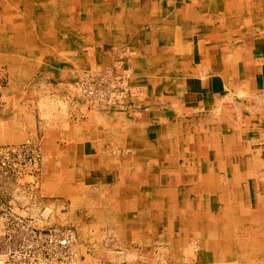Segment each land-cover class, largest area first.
I'll use <instances>...</instances> for the list:
<instances>
[{"label":"crops","instance_id":"obj_1","mask_svg":"<svg viewBox=\"0 0 264 264\" xmlns=\"http://www.w3.org/2000/svg\"><path fill=\"white\" fill-rule=\"evenodd\" d=\"M140 4L155 12L138 23L110 14V43H94L100 54L109 53L99 67L114 63L118 50L137 52L131 61L141 71L140 109L167 117V137L176 147L205 149L191 172L195 184L201 179L207 185L193 188V195L160 193L158 209L134 204L129 191L117 194L123 198L112 200L114 207L100 210L108 222L100 262L165 264L187 251L196 264H264V0H121L115 8L129 15ZM58 67L37 78L42 94L55 93L53 84L67 94ZM12 75L9 87L18 82ZM27 118L33 128L36 116ZM185 137L191 142H181ZM183 199L184 209L174 203Z\"/></svg>","mask_w":264,"mask_h":264},{"label":"bare ground","instance_id":"obj_2","mask_svg":"<svg viewBox=\"0 0 264 264\" xmlns=\"http://www.w3.org/2000/svg\"><path fill=\"white\" fill-rule=\"evenodd\" d=\"M139 1L144 2L146 0ZM120 2L121 0H0V63L6 62L10 67L9 69L13 70L15 75L23 79L35 74L38 69L35 70L34 65L39 67L55 65L63 67L65 68L63 70V76L65 79L67 78L69 80L70 78H72L71 80L77 78L78 76H76V74L81 73L84 70L83 68H92L95 69L91 71L94 74V78H98L95 79L97 84H89L92 85L90 90H94V97L101 99L105 94L111 96L110 103H107L108 100L106 101L105 99L100 100V104L95 103L100 105V108L92 111L90 122L84 124L81 129L74 130L67 125H61L60 130H62L66 138H68L70 143L69 147L72 151L78 147L81 142H83L84 148L89 146L91 149L93 148L94 151H97V149H100V151H97L98 153L96 152L98 155L93 153L94 155L86 156V152L81 155L77 154V152L75 153V151L70 152L63 148L54 147L52 151L49 152V190H51L52 193L56 191L63 193L84 192L86 195V191L89 190L86 183L90 182L98 185L97 188H94L92 192L89 193L90 196H101L104 200L108 199L109 203H113L112 200L118 197L117 194L123 195L126 191H129L134 195V204L139 206L145 204L148 205L150 209H158V205H160L158 195L160 193L177 191L183 195H188L192 194L191 191L193 188L207 185L205 180L201 179H198V184H195V176L193 172H191L194 166L204 160L205 156L203 155V151L205 149H202L200 146L176 147L175 144H177V142L175 143L167 137L169 135L167 132H171V125L169 120L167 121V117L137 107L135 104L139 101V94H137L139 91H137L138 88H135V86L133 87L131 85L125 88V90L122 91V97L117 96L116 92L120 89L119 85L123 84L121 82L126 84L127 78L122 81L120 77H122L123 74H116L114 67H110L113 63L108 65V69L100 71L99 66L103 62H107L108 57L100 53L95 54L93 45L96 41L103 45H108L110 43L109 33L112 31L111 26L113 25L112 21L109 19L110 14L113 12H120L121 15H119V17L123 16L128 18L130 22L133 21L138 23L144 16H147L149 11H152V14L155 12L154 7L151 8L152 10H148L142 6L143 4H140L134 7L135 10L132 14L129 13V15H125L123 11L116 10L115 8ZM95 4L99 5L95 6ZM78 7L81 9L80 14L76 13L80 12L78 11ZM114 15L115 13L112 14V16ZM79 45L82 47V54H80V56L77 54V56H69L68 53H70L71 50H77L75 47ZM182 45L184 44H181V46ZM86 48H88V52L84 51ZM119 51L121 52L118 53L117 57L120 56L124 59L123 61L132 60L134 51ZM57 54L63 57H59ZM114 54L116 57V53ZM128 55L132 58L128 57ZM90 57L91 59L89 60ZM157 58L158 57H156V59ZM58 62H61V64H58ZM135 62L136 61L133 63L135 64ZM117 66L120 65L117 64L116 67ZM1 71L2 76L4 72L3 70ZM24 72H26V75ZM126 73L129 75V80L131 81V71H126ZM22 74H24V76ZM51 76L53 75L51 74ZM79 76L82 78L84 77L86 80L83 73ZM114 78L120 79V82L116 83V85L111 82ZM30 82L32 83V81ZM69 83L67 84L68 88L64 87L66 93L85 94V88L83 90L81 85H77L76 87L73 84L74 82L71 84ZM79 83L82 84V82ZM82 85H85L84 82ZM58 86L57 84H53L50 86V89L58 92ZM12 88L14 89L13 86ZM12 97H3L4 100L7 101V107L11 105L8 111L12 114L23 111V108L16 104L17 101L14 103ZM43 103H45L43 100L39 102L41 106ZM142 103L144 104V102ZM118 108L120 111H118ZM53 110L54 108L49 103V115L53 113ZM100 110L102 111L99 112ZM61 113L59 114L61 115ZM13 125L18 127L21 125V121L14 119L8 124L4 123L0 125L2 142L17 141L24 136V131L16 132L17 127L14 129L15 132H11V127ZM50 132H52L51 135L53 137H57V130L53 129L50 130ZM248 135H250V133ZM28 142H34V140L28 138ZM181 142H191V140L189 137H185L181 139ZM106 143L109 150L107 153L103 152L104 150L102 151L103 145ZM19 144L20 143H18L17 146H19ZM110 149L113 151L117 150L118 154L112 156ZM54 157H58V165H55V161L53 160ZM67 163L74 165L75 168L67 169ZM109 169H111L112 173L108 171ZM77 176H83L85 183L80 181L72 182ZM141 194H147V199L152 200V202L144 200ZM121 197L119 196L117 199L119 200ZM93 202L94 203L89 202L92 208H98L97 201L94 199ZM187 202V200L183 199L181 202L174 203L184 209ZM112 207H114L113 204ZM130 212L131 211H129V213ZM118 214L120 215V213ZM200 227L202 228V226ZM192 243L196 244L193 241ZM214 244L215 243L211 241L212 248ZM233 250L234 249H232V251ZM75 255L77 259V254Z\"/></svg>","mask_w":264,"mask_h":264},{"label":"rangeland","instance_id":"obj_3","mask_svg":"<svg viewBox=\"0 0 264 264\" xmlns=\"http://www.w3.org/2000/svg\"><path fill=\"white\" fill-rule=\"evenodd\" d=\"M78 11L80 12L76 13L80 14L81 9L79 8ZM95 48L94 53H99L100 51H97V49L99 50L100 47ZM75 49L79 50H71L68 55L80 56V54H82L83 50L80 45L76 46ZM86 49H84V51L88 52V48ZM123 51L130 52L133 50L124 48ZM120 52L121 51L119 50L116 51V57L114 54L115 52L112 53V55L110 54L113 59L115 58L112 67H114L116 74H123L122 77H120L122 81L127 78V83L124 84V82H121L123 84L119 85L120 89L116 92V94L117 96L122 97V91L132 85L133 87L135 86V88H138L137 91L139 92L137 94H139L140 98L142 99V82L138 80V78L141 76V71L138 72L135 70L131 60L123 61V58L120 56L117 57L118 53ZM105 54L109 55V53H102V55L106 56ZM136 55L137 52L134 51V57ZM57 56L59 55L57 54ZM59 57L63 56L60 55ZM128 57H130V55H128ZM90 59L91 57L89 60ZM58 64H61V62H58ZM117 64L120 66L116 67ZM59 69L61 70L59 71L62 73L65 68L60 67ZM83 69L84 70L81 73L84 74L86 80L84 77L82 78L79 76L81 73H77L76 76L79 78H73V80H71L72 78H70V80L66 78V85L65 83H61L60 87L63 86L68 88L67 84L69 82H74L73 84L76 87L77 85H81L83 90L85 88V94L67 93L63 96L64 93L61 94L59 92H55L48 94L49 91H46L48 92L46 95L41 93L42 83L39 81L38 83L37 78L40 77L41 73L45 74L43 76L49 74V66L38 67L39 72L37 74L35 73L30 77H25L24 79H20L14 75L18 82L16 84H10L11 86L9 87L7 77H13V70H10L6 66V62L0 63V125L4 123L8 124L14 119L17 121L20 120L21 125L18 127L13 125L11 127V132L12 129L13 132H15L14 128L16 127V131L25 132L24 136L17 141L2 142L0 139V224L5 219L22 220L37 233H49L50 229L70 230L75 237V250L77 254L76 261L71 264H83V262L85 264H101L99 259V251L101 247H106L108 245L105 244V246L104 244H101L103 239H108L105 236L107 234L108 222L105 221V218L103 219V217L100 215V210H107V208L110 209L112 204L115 206V203H109L108 199L103 201L104 199L101 196H90L89 193H91L94 188L98 187L97 184L90 182L86 183L87 187L89 188V190L86 191V195L84 192L63 193L55 190L56 192L52 193V191L49 190V152L52 151L54 147L63 148L70 152L75 151V153L77 152V154L81 155L86 152V156H91L94 154L98 155L97 151H100V149L94 151V149H91L89 146L84 148L83 142H81L80 145L72 151V149L69 147L70 143L68 138H66L63 131L60 130L61 125H67L74 130L81 129L84 124L90 122L92 111L94 109L100 108V105L95 103L100 104L99 101L103 99L106 101L108 100L107 103H110L111 101V96L106 94L103 95V98L101 99L94 97V90H90V88L92 85L97 84L95 79L98 78H94V74L91 72L95 69ZM99 69L101 71L108 69V67H100ZM1 70L4 72L2 73V76ZM129 70L131 71L132 75L131 81L129 80V75L126 73V71ZM24 73L26 75V72ZM22 75L24 76V74ZM30 81H32V83ZM79 82H82V84L84 82L86 86ZM111 82L116 85V83L120 82V79L114 78L111 80ZM3 97H12L14 103L17 101L16 104L23 108V111L17 112L15 114L9 112L8 109L11 107V105L7 107V101H5ZM42 100L45 103H43L41 106L39 102H42ZM142 101L143 100L139 99L138 103L135 105L140 108ZM49 103L54 108L51 115H49ZM143 106H145V104H143ZM101 111L102 110L99 112ZM118 111H120L119 108ZM42 112L43 116L41 115ZM59 113H61V115ZM30 115L36 116V123L34 124L35 126L33 128L30 127L29 118H27ZM26 128L28 131H26ZM53 129L58 131L57 137H53L51 135L52 132H50V130ZM46 134L48 137L45 136ZM28 138L33 139L34 142H28ZM18 143H20L19 146H17ZM110 150L112 156L118 154L117 150ZM102 151L107 153L109 150L107 147H103ZM53 160L55 161V165H58V157H54ZM66 168L74 169L75 166L67 163ZM202 168L204 172L205 169L203 165H201V169ZM108 171L112 173L111 169ZM78 181L85 183L83 176L75 177V180L72 182ZM94 199L97 201L98 205V208L96 209L92 208V205L89 204V202L94 203ZM2 250L3 249L0 251ZM186 254L187 252L184 253L185 256L177 259V261H168L165 264H196V261L191 260L189 258V254ZM2 264H5V260H3Z\"/></svg>","mask_w":264,"mask_h":264},{"label":"built area","instance_id":"obj_4","mask_svg":"<svg viewBox=\"0 0 264 264\" xmlns=\"http://www.w3.org/2000/svg\"><path fill=\"white\" fill-rule=\"evenodd\" d=\"M0 264H71L75 262V237L67 229L37 233L22 220L0 224Z\"/></svg>","mask_w":264,"mask_h":264}]
</instances>
